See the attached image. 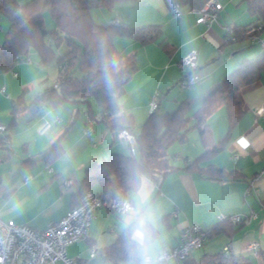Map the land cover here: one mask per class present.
Here are the masks:
<instances>
[{
	"label": "crops",
	"instance_id": "1",
	"mask_svg": "<svg viewBox=\"0 0 264 264\" xmlns=\"http://www.w3.org/2000/svg\"><path fill=\"white\" fill-rule=\"evenodd\" d=\"M217 1L221 3V8L217 17L208 22H197L199 7L194 1L185 0L181 4L175 2L179 8L178 14L172 10V0H121L110 9L97 6L89 10L91 18L97 24H110L117 19L121 25L152 23L162 28L157 39L144 44L126 35L113 37L115 46L123 54H133L137 65L136 71L124 85V93L117 99L121 108L132 114L137 130L149 115V100L153 95H156V111L159 113L171 111L179 102L187 100H190L188 109L191 113L200 105L203 94L221 82L241 60L253 58L264 50L258 40L249 37H236L234 40L225 38L228 26L240 28L256 23L257 18L247 10L245 0ZM45 14L43 21L49 29L55 22ZM8 25L7 19L0 16V43L4 40ZM165 43L169 47H164ZM191 50L196 51L198 65L194 69H182L178 62ZM26 56L30 58L27 54ZM32 56L34 60H38L37 54ZM18 61L11 70L0 71V112L7 109L6 124L10 117L11 99L16 98L23 87L29 86L30 89L32 85L28 82H44L46 79L43 77L45 72L32 64V58L23 63ZM53 62V69H57L56 62ZM9 71L13 72L11 76ZM189 74L196 77L194 81L187 87L180 86L179 81ZM54 79L52 83L55 82ZM47 85L51 84H45L42 88ZM240 93L243 112L230 129L224 106H218L207 117L213 141H221L226 134L227 138L223 140L221 150L203 157L200 162L201 167L211 163L227 171L239 170L242 173L240 178L212 179L201 172L179 168L168 173L160 186L143 176L138 188L129 191L125 199L132 203L138 192L144 194L145 199L140 206L154 214L152 225L156 230V237L152 238L153 255L178 244L179 233L188 224L196 222L203 231H207L219 223L220 214L227 217L237 214L244 220L231 230L215 229L213 235L207 237L215 239L213 242H205L209 243L207 249L202 244V247L193 249L186 260L171 257L156 264H188L199 261L203 253L215 251L211 249L213 243L222 244L218 250L229 245L230 255L246 257L249 264H264V117L255 114L257 107L264 103V72L256 80L243 85ZM72 109L73 105L68 103L61 106H41L31 113L33 115L37 112L34 120L29 119L27 124L19 127L17 134H20L19 142L23 144L22 156L32 157L33 162L27 165L21 163V167L12 169L8 180H4L0 172V217L3 219L12 218L34 228L45 227L48 222L59 219L76 204L81 196L77 195V190L89 163L93 160L100 161L110 153L129 154L130 151H125V147L128 148L127 142L120 138L118 141L112 140L114 135L117 136L116 131L99 121L100 110L94 114L96 117L90 118L85 113V108L83 112L86 118L82 117L79 125H71L62 135V153L54 159L45 160L44 149L64 131L74 112ZM24 113L17 116V122L18 117ZM44 120L50 121L51 125L46 132L40 133L37 128ZM0 122L3 123L1 120ZM87 127H90V133L87 132ZM5 132L10 137L7 128ZM189 136L193 145L191 148L185 143ZM189 136L178 146L172 144L169 147L170 152L174 153L171 161L178 167L203 152L204 147L197 130L196 133L190 132ZM9 145L12 148L10 140ZM6 152V149L0 148V156ZM69 179L72 182L66 185L65 180ZM91 188L99 191V183L95 182ZM136 203L140 202L137 200ZM93 214L85 238L67 245L66 252L69 257L82 264H114L103 259L101 250L115 241L127 227L126 213L117 212L102 204L96 207ZM252 241L257 243L255 250L250 248ZM119 264L133 263L123 261Z\"/></svg>",
	"mask_w": 264,
	"mask_h": 264
},
{
	"label": "trees",
	"instance_id": "2",
	"mask_svg": "<svg viewBox=\"0 0 264 264\" xmlns=\"http://www.w3.org/2000/svg\"><path fill=\"white\" fill-rule=\"evenodd\" d=\"M118 1L121 0H0V16L6 18L9 23L4 40L0 43V71L11 70L31 49L35 50L41 64L55 61L58 69L55 82L42 88L29 102L24 99V93L29 86L23 87L16 98L11 99L10 117L3 132H0V148L6 149L7 152L0 156V161L6 160L12 152L9 134L5 131L9 125L17 122L20 113L29 110L35 112L41 106H53L71 100L87 104V116L96 117L88 102L92 95L100 106L99 121L110 130L125 128L132 131L136 146L134 153L130 150L129 154L110 153L100 161L93 160L89 163L80 181L77 195L91 190L99 196L103 204L109 206L110 200L125 199L129 191L137 189L143 176L160 186L168 173L179 168L195 170L212 179L240 178L242 173L239 170L227 171L211 163L200 166L203 157L214 155L221 150L223 140L227 138L226 134L221 141H213L207 117L222 105L226 109L228 129L237 122L243 112L240 88L256 80L264 72V50L253 58L241 60L221 82L203 94L200 105L193 112L190 113L188 109L190 100L179 102L173 110L164 113L154 109L137 130L132 114L123 110L117 102L124 93L126 81L136 71L137 65L133 54L121 53L115 46L113 37L126 35L144 44L157 39L162 28L152 23L126 26L121 25L119 21L110 24H97L93 21L89 12L92 7L110 9ZM172 1L183 3V0ZM185 1H194L197 7H200L207 0ZM245 2L247 10L257 18L252 26L260 24V27L251 33H245L246 26L240 29L234 25L235 35L238 39L257 35L259 39L264 36V0ZM46 12L55 21V26L49 29L43 21ZM163 46L168 45L165 43ZM55 49H58V53ZM76 118V113H72L64 131L44 149L45 160L54 159L62 153L61 137ZM190 128L197 130L204 149L185 165L178 167L171 161L174 153L170 152L169 147L174 143L185 142ZM32 162V157L22 160L24 165ZM95 182L99 183V191L91 188ZM243 220H219L217 225L204 231L206 238L213 235L215 229L231 230ZM149 227L152 238H155V228L152 224ZM131 231L130 227H126L115 241L101 250L105 261L114 264L123 261L140 263L141 252L131 239ZM188 256L184 257V260ZM188 264H249V261L239 255L224 254L222 248L205 252L199 261H191Z\"/></svg>",
	"mask_w": 264,
	"mask_h": 264
},
{
	"label": "built area",
	"instance_id": "3",
	"mask_svg": "<svg viewBox=\"0 0 264 264\" xmlns=\"http://www.w3.org/2000/svg\"><path fill=\"white\" fill-rule=\"evenodd\" d=\"M221 8V3L217 0H207L198 9L199 16L197 22H208L215 19L218 11ZM172 10L175 14L179 13L178 5L174 2ZM114 22H118L114 19ZM260 24L256 26H246L244 32H253L258 29ZM239 28V27H237ZM242 29V27H240ZM235 26H228L225 31V38L234 40ZM257 35L251 36L252 39L258 40L261 45H264V36L257 38ZM24 61H30L26 56ZM179 65L182 69H194L197 67L196 51H188L179 60ZM196 77L189 74L187 78L179 81L182 87L189 86ZM4 86L1 88L3 91ZM149 113L157 107L156 95H153L149 100ZM257 116L264 117V103L255 110ZM51 123L48 120L42 121L37 128L40 133L46 132ZM5 126L0 122V131L4 130ZM87 132H91L90 127H87ZM117 137L123 139L128 144V149L134 153L136 139L134 133L129 129H119L116 131ZM71 179L65 180L66 185H70ZM126 203H131L127 199L110 200L109 206L117 212H125L124 206ZM99 196L91 191L86 190L79 197L76 204L72 205L59 219L47 223L43 228H34L26 223H18L12 218L3 219L0 217V264H82L77 259H72L66 252V246L73 241L85 238L88 224L93 217L96 207L102 205ZM231 219L234 222L241 221L239 215L232 214L227 217L220 214L218 219ZM206 238V233L201 226L194 222L186 225L179 233L178 244L171 246L170 249L162 250L157 255H154L156 262L165 261L168 258L184 259L190 252L198 247L203 246ZM250 248L255 250L257 243L252 241ZM224 254H228L229 245L223 247Z\"/></svg>",
	"mask_w": 264,
	"mask_h": 264
},
{
	"label": "rangeland",
	"instance_id": "4",
	"mask_svg": "<svg viewBox=\"0 0 264 264\" xmlns=\"http://www.w3.org/2000/svg\"><path fill=\"white\" fill-rule=\"evenodd\" d=\"M45 15L51 17L50 14H48V12H46ZM55 52L58 53V49H55ZM32 54H36V52H35L34 49H31L27 55L30 58H32V64H34L36 66L35 68H37L38 70L39 69L40 70L42 69V71L45 72V75L43 77H46V79H45L44 82H39L40 80L39 81H35V82H33V81L28 82V84H31L32 86L30 87V89L28 91H26L24 93L25 99L27 100V102H29L32 99L33 94H35L36 92H38L39 89L43 87V85H45V84H51L52 85V80L54 79V77H55V75L57 73V69L56 68L53 69V67H52L53 64H54L53 61H51L50 63L46 64V66H42L40 63H38V60H34ZM23 58H25V57H23ZM23 58H21V60H19L22 63L24 62V59ZM43 67H45V68H43ZM8 74H9V76H11L13 74V72L12 71H9ZM88 102L91 104V107L93 109L94 114H97V112L100 110L99 104H97L95 98L92 95H90V97L88 98ZM65 103H68V104L73 105V109H72V111L74 110L73 114L76 113V117L77 118L74 119V121H73L74 123H72L71 125H75L76 123L79 125V122H81L82 117H85L86 116L83 111L86 108L87 104H85L82 101L73 102V101L66 100L65 102H63V103H61V104H59L57 106H61L62 104H65ZM28 112H29V114H28ZM31 113L32 112L30 110L27 111V112H25L24 114H22V115H20L18 117V122L17 123H15L13 125H9L7 127V132L10 133V143L12 145V151L13 152L11 153V155L9 156V158L7 159V161L0 162V172H1V175L3 176V179L4 180H8V178L11 177V175H12L11 174V171H12V169L16 170V168L21 165L22 159L25 158L24 156H22V153L24 152L22 150V145L23 144H21V141L19 142V140H20L19 139L20 138V134L19 133L17 134V132L21 128L20 126H23V125L27 124V121L29 119L30 120H34L36 118L37 112L35 114H33V115ZM7 119H8V112H7V109H4V111H1L0 112V120L3 121V123L6 124ZM67 120L68 119H66V121ZM92 122L94 123L93 120H92ZM0 132H3V131H0ZM190 132L196 133V130L195 129H192V128H191V130L189 129L188 136H189V133ZM190 139H191V136H189L188 142L187 141L185 142L186 144H188V148H191L193 146L192 145V140H190ZM112 140H115V141L117 140L118 141L119 138L114 135V137H112ZM178 144H181V143L180 142L174 143V145H177V146H178ZM125 148H126L125 151L128 153L129 150H128L127 146ZM170 148H171V146H170ZM23 168H25V167H23ZM45 168H46V166H45ZM207 240H212L211 242H213L215 239L214 240L213 239H208V238L205 239V241L203 243V245H204L205 248H206L207 244H209V243L205 244V242ZM220 247H222V244L221 243L218 244V245H216V244L213 243V246L211 247V249H214L216 251V250L220 249ZM203 251H205V249H203ZM157 254L155 253L154 255H157Z\"/></svg>",
	"mask_w": 264,
	"mask_h": 264
},
{
	"label": "clouds",
	"instance_id": "5",
	"mask_svg": "<svg viewBox=\"0 0 264 264\" xmlns=\"http://www.w3.org/2000/svg\"><path fill=\"white\" fill-rule=\"evenodd\" d=\"M144 199V194L138 192L132 203L125 204L126 226L131 228V239L140 249V264H156L153 255L154 245L152 241V232L149 227L154 223V214L151 210L140 206ZM137 200L140 203H136Z\"/></svg>",
	"mask_w": 264,
	"mask_h": 264
}]
</instances>
